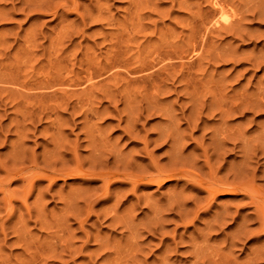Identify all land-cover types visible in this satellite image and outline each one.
Returning <instances> with one entry per match:
<instances>
[{
	"label": "rangeland",
	"instance_id": "rangeland-1",
	"mask_svg": "<svg viewBox=\"0 0 264 264\" xmlns=\"http://www.w3.org/2000/svg\"><path fill=\"white\" fill-rule=\"evenodd\" d=\"M207 1L0 0V264H252L261 254L264 0L220 1L226 22ZM164 132L173 141H161ZM234 133L248 155L230 149ZM219 135L228 152L213 156ZM174 139L185 162L168 163ZM239 162L253 199L217 194L206 203L183 178L96 175L185 168L208 180L210 164L212 176L234 182ZM224 209L234 214L208 230ZM237 225L247 233L231 246Z\"/></svg>",
	"mask_w": 264,
	"mask_h": 264
},
{
	"label": "bare ground",
	"instance_id": "bare-ground-1",
	"mask_svg": "<svg viewBox=\"0 0 264 264\" xmlns=\"http://www.w3.org/2000/svg\"><path fill=\"white\" fill-rule=\"evenodd\" d=\"M208 1H210V0H208ZM207 1V2H208ZM220 1H222V0H212L211 1V3L216 7L214 10H218V12H219V14H218V12H217V10H216V12H217V14L218 15H220L219 16V18L222 20V21H227L228 20V18H229V16H228V18H227V16L225 15V7H223L222 6V4L221 3H223L224 4V1L223 2H221L220 3ZM224 6H226L225 4H224ZM228 10L226 9V12H227ZM235 14V13H234ZM228 15V14H227ZM231 16V15H230ZM216 18H218V17H215V19L212 21L213 22V24L212 25H220V24H218L220 21H219V18L218 19H216ZM233 19V18H232ZM212 20V19H211ZM231 20V19H230ZM222 21H221V24H225V23H222ZM229 23H230V21H228ZM229 23H228V25H229ZM208 24V23H207ZM227 24V23H226ZM209 25H211V23L209 24ZM205 27V26H204ZM221 27V26H220ZM223 27H224V25H223ZM222 28V27H221ZM212 29V28H211ZM216 29V28H215ZM207 30V29H206ZM193 40V39H192ZM201 40H203V39H201ZM194 42V41H193ZM192 42V43H193ZM194 44V43H193ZM194 47V46H193ZM159 48V47H158ZM156 49V48H155ZM189 49V48H188ZM152 50H154V49H152ZM151 50V51H152ZM174 50V49H173ZM176 50V49H175ZM155 51V50H154ZM159 51V50H158ZM166 51V50H165ZM153 52V51H152ZM176 52H178V51H176ZM181 52V51H180ZM179 52V53H180ZM183 52V51H182ZM184 52H186V49L184 50ZM193 52V51H192ZM159 53V52H158ZM163 53H164V51H163ZM152 54V53H151ZM150 54V55H151ZM157 54V53H156ZM167 54H169V53H167ZM166 54V55H167ZM181 54V53H180ZM190 54V53H189ZM193 54V53H192ZM149 55V54H148ZM158 55V54H157ZM156 55V56H157ZM175 54H173L172 56H174ZM178 55V54H177ZM182 55V54H181ZM159 56V55H158ZM157 56V57H158ZM190 56V55H189ZM150 57V56H149ZM153 57V56H152ZM161 57V56H160ZM168 57V56H167ZM177 57V59H178V56H176ZM175 57V58H176ZM151 58V57H150ZM166 58V57H165ZM170 57H168V59H169ZM173 58V57H172ZM191 58V57H190ZM146 59V58H145ZM162 59H164L163 57H162ZM162 59H161V61H162ZM171 59V58H170ZM180 59V58H179ZM153 60V59H152ZM152 60L150 61V64H151V62H152ZM155 60V59H154ZM157 60V59H156ZM159 60V59H158ZM173 60V59H172ZM188 60V59H187ZM141 61V60H140ZM157 62V61H156ZM160 62V61H159ZM158 62V63H159ZM163 62H166L165 60H163L162 61V63ZM173 62V61H172ZM192 62V61H191ZM126 64H127V62H125ZM158 63H155L156 65L158 64ZM168 63V62H167ZM165 64V63H163L162 65H164V67H167V66H173L174 64L173 63H171V64ZM170 63V62H169ZM190 63V62H189ZM119 64V63H118ZM120 64H122V63H120ZM148 64H149V62H148ZM152 64H153V62H152ZM184 64V63H183ZM188 64V63H187ZM129 65V64H128ZM131 66H132V64H130ZM129 65V66H130ZM146 65V64H145ZM162 65H160V66H162ZM190 65V64H189ZM124 66V65H123ZM142 66V65H141ZM148 66V65H147ZM154 66V65H153ZM177 66V65H176ZM179 66H181V64L179 65ZM116 67H118V66H116ZM135 67V66H134ZM138 67L140 68V70L141 71H143L144 72V70L145 69H147L146 67H145V69H143L144 68V65H143V68L142 67H140L139 65H138ZM138 67L136 68V69H138ZM157 67V66H156ZM155 67V68H156ZM103 68V67H102ZM125 68V67H124ZM127 68H129V67H127ZM142 68V69H141ZM149 68H152V65H151V67H149ZM160 68V67H159ZM158 68V69H159ZM163 67H161L160 69H162ZM169 68V67H168ZM171 68V67H170ZM122 69V68H121ZM133 69H135V68H133ZM132 69V70H133ZM135 69V70H136ZM153 69V68H152ZM157 69V68H156ZM165 70H166V68H164ZM114 70V69H113ZM115 70H116V68H115ZM139 70V69H138ZM138 70L137 71H133V72H138ZM148 70V69H147ZM146 70V71H147ZM150 70V69H149ZM153 70H155V69H153ZM163 70V69H162ZM167 70H169V69H167ZM173 70V69H172ZM92 71V70H91ZM117 71V70H116ZM123 71V70H122ZM130 71V70H129ZM94 72V71H93ZM126 72V71H125ZM156 72V71H155ZM190 72V71H189ZM90 73V72H89ZM132 73V72H131ZM148 73H150L149 71H148ZM154 73V72H153ZM158 73V72H157ZM92 74V73H91ZM115 74V73H114ZM134 74H136V73H134ZM142 74V73H141ZM144 74V73H143ZM147 74V73H146ZM173 74V73H172ZM89 75L90 74H87V76H88V79H89ZM119 75V74H118ZM145 75V74H144ZM149 75V74H148ZM150 75H152V74H150ZM160 75V74H159ZM158 75V76H159ZM186 75V74H185ZM188 75H189V73H188ZM94 76V75H93ZM92 76V77H93ZM135 77V76H134ZM150 77V76H149ZM188 77V76H187ZM146 78H148V77H146ZM150 78H152V77H150ZM157 78V77H156ZM184 78H186V77H184ZM154 79V78H153ZM86 80V79H85ZM90 80H92V79H90ZM95 80V79H94ZM137 80V79H136ZM89 81V80H88ZM93 81V80H92ZM141 81V80H140ZM148 81V80H147ZM155 81V80H154ZM180 81H182V80H180ZM84 84H85V82H83ZM149 83V82H148ZM151 83H153V82H151ZM155 83H156V81H155ZM92 84H94V83H92ZM154 84V83H153ZM78 85V84H77ZM50 86H52V85H50ZM53 87V86H52ZM186 87H187V85H186ZM49 88V87H48ZM157 93V92H156ZM155 93V94H156ZM154 94V93H153ZM128 96V95H127ZM154 96V95H153ZM160 96V95H159ZM159 96H158V98H159ZM86 98V97H85ZM89 98V97H88ZM129 98V97H128ZM152 98V97H151ZM124 99L126 100V98L124 97ZM135 99V98H134ZM149 99H150V97H149ZM161 99V98H160ZM83 100V99H82ZM95 100V99H94ZM124 100V101H125ZM154 100V99H153ZM117 101V100H116ZM127 102H130V101H128V100H126ZM134 101V100H133ZM150 101V100H149ZM160 101V100H159ZM154 102V101H153ZM86 103H88V102H86ZM85 103V104H86ZM152 103V102H151ZM155 103V102H154ZM225 103V102H224ZM233 105H234V103H232ZM236 104V103H235ZM155 105V104H154ZM227 105V104H226ZM230 105V104H229ZM228 106V105H227ZM84 107V106H83ZM231 107H233L232 105L230 106V108ZM93 108V107H92ZM152 108H153V106H152ZM159 108V107H158ZM95 109V108H94ZM154 109V108H153ZM234 110H236V112L238 111L237 109H238V104H236L235 105V107L233 108ZM232 109V110H233ZM96 110V109H95ZM160 110V109H159ZM221 110V109H220ZM233 110V111H234ZM93 111V110H92ZM98 111V110H97ZM158 111V110H157ZM227 111V110H226ZM239 111H241V110H239ZM85 112V111H84ZM156 112V111H155ZM221 112L223 113L224 112V110H221ZM220 112V115L222 114ZM235 112V111H234ZM95 113V112H94ZM231 113V112H230ZM241 113V112H240ZM239 113V114H240ZM84 115V114H83ZM97 115V114H96ZM223 115V114H222ZM229 114H227V116H228ZM167 116V115H166ZM89 118V117H88ZM130 118V117H129ZM129 118H128V120H129ZM133 119V118H132ZM131 119V120H132ZM87 120V119H86ZM225 120V119H224ZM135 121V120H134ZM223 121V120H222ZM131 123V122H130ZM126 124H127V120H126ZM130 126V125H129ZM128 126V127H129ZM133 125H131L130 126V128H132L133 129V127H132ZM223 126V125H222ZM126 129H128V131H126L125 130V132H130V128H127V127H125ZM170 128V127H169ZM222 127H220V129H221ZM228 128V127H227ZM230 129V128H229ZM228 129V130H229ZM166 130H169L168 128L166 129ZM175 130V129H174ZM173 130V131H174ZM232 130H233V128H232ZM170 131V130H169ZM168 131V132H169ZM222 131V130H221ZM167 131H166V133H168ZM219 132V131H218ZM218 132H216V133H218ZM233 132H235V131H233ZM244 132V131H243ZM133 132H131V134H132ZM173 133V132H172ZM129 134V133H128ZM161 134H163V133H161ZM160 134V135H161ZM164 134H165V132H164ZM170 134V133H169ZM166 135V136H163V138H161V136H159L158 137V139L159 138H161V141H162V139H164V140H166V138L168 137V141H169V139H170V141H173L172 139L173 138H169V136L170 135ZM178 134V133H177ZM176 134V135H177ZM221 134H224V133H221ZM261 134H262V132H261ZM173 135V134H172ZM213 136H215L214 135V133L212 134ZM234 135L236 136V137H234V140H236V141H234L233 143H232V145H233V147L232 148H230L231 150H233V149H235V148H237V151H239V152H243V154L246 156V155H248L246 152H245V150H244V147H243V144H242V142H243V140H241V136L240 135H238V137H237V133L235 134L234 133ZM243 135V134H242ZM91 136H93V135H91ZM129 136H131L130 134H129ZM220 136V135H219ZM232 136V135H231ZM176 137V136H175ZM226 135H222V137L220 136V137H218V138H220L219 140H218V138H217V140L219 141V144H216L218 141H216V146L218 145V147H216L215 148V146L213 147V148H211V149H213L212 151H213V156L214 155H218V152H220V150H222V151H224V150H226L227 148H224L225 146H226V142H225V140H228L229 138L227 137ZM244 137V136H243ZM243 137H242V139H243ZM181 138V137H180ZM177 139H178V137H177ZM177 139L174 141V143L176 144V141H177ZM184 139V138H183ZM95 140H96V138H95ZM180 140V139H179ZM182 140V139H181ZM224 140V141H223ZM230 140V139H229ZM147 141V140H146ZM246 141V140H245ZM177 142H179V141H177ZM181 142V141H180ZM228 142H230V141H228ZM228 142H227V144H228ZM145 143V142H144ZM168 143V142H167ZM171 144H170V148H172L173 147V145H174V143L173 142H170ZM231 143V142H230ZM173 144V145H172ZM177 146H178V144H176ZM181 145V144H180ZM225 145V146H224ZM248 145H250V144H246V146H248ZM97 146V145H96ZM175 146V145H174ZM168 147H169V145H168ZM176 147V146H175ZM175 147H173L174 149H172V150H174V151H170L171 149L169 148L168 150L170 151V152H168L167 151V153H171L169 156L170 157H168V158H170V159H168V163L170 162L169 160H175L174 162H176V160H178V159H180L181 157L183 158V156H181V147H179V148H177V149H175ZM209 147V146H208ZM96 148V147H95ZM204 148V147H203ZM251 146H250V148H248L249 150H250V152H253L254 150H251ZM257 148V147H256ZM230 149H229V151H230ZM254 149V148H253ZM175 150H176V152H175ZM221 151V156L223 155V153L224 152H222ZM227 152H228V150H226ZM247 151V150H246ZM102 152V151H101ZM101 152H100V154H101ZM183 152V151H182ZM203 154H207V152H206V150H205V148L204 149H202V151H201ZM248 152V151H247ZM201 153V154H202ZM226 153V152H225ZM254 153V152H253ZM219 154V155H220ZM189 155H190V153H189ZM240 155V154H239ZM254 155V154H253ZM101 156V155H100ZM99 156V157H100ZM204 156V158H205V155H203ZM212 156V155H211ZM212 156V157H213ZM215 156V158H217ZM220 156V157H221ZM224 156V155H223ZM243 156V155H242ZM245 156H244V158H245ZM252 156V155H251ZM251 156H249V157H251ZM187 157H188V155H187ZM248 157V158H249ZM254 157V156H253ZM97 158V157H96ZM110 158V157H109ZM181 158V160L182 161H184V158L182 159ZM211 158V157H210ZM106 159V158H105ZM186 159V158H185ZM213 159V158H212ZM253 158H251V160H252ZM97 160V159H96ZM99 160H101V159H99ZM209 160V158L208 157H206V159H205V165H206V167L208 166V161ZM219 160V159H218ZM221 160V159H220ZM245 160V159H244ZM250 160V159H249ZM104 161V160H103ZM107 161V160H106ZM114 161H116V160H113V163H114ZM180 161V160H179ZM179 161H177V162H179ZM194 161V160H193ZM246 161V160H245ZM97 162V161H96ZM100 162V161H99ZM118 162V161H117ZM117 162H115V163H117ZM153 162V161H152ZM172 162V161H171ZM170 162V163H171ZM181 162V161H180ZM185 162V161H184ZM217 162H219V161H217ZM244 162V161H243ZM98 163V162H97ZM107 163H109V162H107ZM127 163V162H126ZM194 163V162H193ZM240 163V162H239ZM249 163V162H248ZM98 164H101V163H98ZM102 164H104L105 165V163H103L102 162ZM101 164V165H102ZM122 164H124V163H122ZM155 164H157V163H155ZM173 164V163H172ZM175 164V163H174ZM179 164H181V163H179ZM128 165V164H127ZM126 165V166H127ZM184 165H186V163L184 164ZM217 165V164H216ZM246 164H243V163H240V166L238 165V168H236L235 170H234V172L232 173L231 171V174L234 176H232L233 177V179L234 180H236V181H232V182H222V180H219L218 178H216V177H214V176H212V167H210V164H209V167H208V169H209V171H211L210 172V174H211V177H210V175H209V171H208V176L210 177L208 180H204V178L202 177V176H200V175H198V174H195L194 172H192V171H190V170H184V169H182V168H180V169H174L173 168V170H171V171H167L166 169L165 170H162V169H159V168H156V173H152V172H150V173H152V174H150L149 172L147 173L146 171V173H141V174H131V172H126V168L124 169L123 168V170H125V171H119V170H122V169H119V170H117V168H116V170H114V171H110V169L108 170V168H107V170L104 168V166H102L105 170H103L104 172H101L100 174H96V175H98V177L94 174V172H92L91 173V175H94V176H96L97 178H101L104 182L103 183H108L111 179H116V178H121L120 176H123L124 177V180H128V181H130L132 184H134V183H136V182H140V181H143V180H147L148 182H150V183H155V184H160V183H162V182H164V181H166V180H170V179H172V178H174L175 177V180L176 179H178V180H182V178L184 179V180H186V181H189L190 183H191V187H193V186H196V187H198L197 189H195L194 187V189L193 188H191L192 189V191L194 190V191H196L195 193H197V192H199L200 190H203L204 191V193L206 194V196L205 197H203V199H205L204 201H206L207 200V202L206 203H209L210 202V200H212V199H214V197L217 195V194H226V195H236L237 193H242V194H248L249 196H250V198H254V195H255V193H256V188L254 187V185H253V183H252V181H251V179H252V176H251V179L250 178H247V176H245V171H247V169H245V166ZM113 166V165H112ZM111 166V167H112ZM131 166H133V165H131ZM153 165H151V167H152ZM155 166V165H154ZM189 166V164L187 165V167ZM195 166V165H194ZM237 166V165H236ZM77 167V166H76ZM124 167H125V165H124ZM134 167V166H133ZM136 167V166H135ZM195 167H197V166H195ZM203 167V166H202ZM231 167V166H230ZM136 168H138V167H136ZM190 168H194L193 166L192 167H190ZM198 168V167H197ZM215 168V167H214ZM213 168V169H214ZM251 168V167H250ZM249 168V169H250ZM153 169V168H152ZM189 169V168H188ZM203 169V168H202ZM216 169V168H215ZM229 169V168H228ZM227 169V170H228ZM252 169V168H251ZM254 169V168H253ZM253 169L251 170V171H253ZM102 170H100V171H102ZM194 170H195V168H194ZM226 170V171H227ZM232 170V169H231ZM237 170V171H236ZM201 171V170H200ZM233 171V170H232ZM249 171V170H248ZM250 171V172H251ZM143 172V171H142ZM198 172V171H197ZM207 172V171H206ZM215 172V171H214ZM214 172H213V174H214ZM249 172V173H250ZM133 173V172H132ZM200 173H202V172H200ZM247 173V172H246ZM71 174H72V171H71ZM78 174L79 175H83V173H81L80 172V170H78ZM206 174V173H205ZM218 174V173H217ZM216 174V175H217ZM225 174H226V176H227V172H225ZM228 174H229V171H228ZM248 174V173H247ZM64 175V174H63ZM75 175V174H74ZM86 175V174H85ZM250 175V174H249ZM255 175V174H254ZM204 176V175H203ZM219 176V175H218ZM116 177V178H115ZM205 177V176H204ZM207 177V176H206ZM39 178V177H38ZM52 178V177H51ZM96 178V179H97ZM181 178V179H180ZM208 178V177H207ZM207 178H205V179H207ZM221 178H222V175H221ZM255 178V177H254ZM54 179V178H53ZM95 179V178H94ZM113 179V180H114ZM223 179V178H222ZM119 180H121V179H118V181ZM226 180V179H225ZM227 180H228V178H227ZM122 181H123V179H122ZM190 189V188H189ZM200 189V190H199ZM261 190V189H260ZM200 193V192H199ZM248 195H247V197H248ZM196 198V197H195ZM249 198V197H248ZM258 199V198H257ZM183 201H184V198L182 199ZM185 200H187V199H185ZM201 201V200H200ZM197 202V201H196ZM199 202V201H198ZM202 202V201H201ZM250 203H252V202H255V203H257L258 205H259V202L258 201H252L251 202V200L249 201ZM182 204V203H181ZM184 204V203H183ZM180 205V204H179ZM200 205V204H199ZM254 205V204H253ZM185 206V205H184ZM261 205H259V208H261L260 209V212L258 211V213H260V214H257L258 216L260 215V217H259V219L258 220H260L259 222L260 223H258L259 225V227H258V231L259 232H262V234H264V208H262V207H260ZM257 206H256V204H255V208H256ZM182 208V207H181ZM258 208V207H257ZM184 209V208H183ZM200 210V209H199ZM255 210V209H254ZM183 211V210H182ZM255 212H257L256 210H255ZM183 213H184V211H183ZM182 213V214H183ZM186 213V212H185ZM197 213V212H196ZM179 214H180V212H179ZM188 214V213H187ZM186 214V215H187ZM234 214V213H233ZM232 214V215H233ZM194 215H195V213H194ZM229 214H227V212H226V210L224 209V211H222L219 215H217V216H213L211 219L212 220H209V221H212L211 223L209 222V224L208 225H206V228L208 229V230H210V231H215V230H219V229H222V226L223 225H225V219L226 218H228L229 216H230V218H231V214L228 216ZM228 216V217H227ZM257 216V217H258ZM179 218V217H178ZM180 219V218H179ZM189 222H192V221H189ZM243 224V223H242ZM237 226H239V228H237L236 227V233H234L233 235H231V238H230V245L231 246H235L238 242V240H241V238H242V235H244V234H246L247 232H245L244 230V227L243 226H240V225H237ZM256 227V228H257ZM255 228V229H256ZM206 229V230H207ZM247 230H248V228H246ZM256 230V231H257ZM250 232V231H249ZM248 232V233H249ZM258 233V232H257ZM205 234V233H204ZM256 234V233H255ZM206 235H207V233H206ZM209 235V234H208ZM207 235V236H208ZM202 236V235H201ZM206 236V237H207ZM245 236V235H244ZM243 236V237H244ZM203 238H204V236H203ZM202 238V239H203ZM245 238V237H244ZM192 239H196V238H192ZM191 239V240H192ZM246 239V238H245ZM194 240L192 241V242H194ZM196 242V241H195ZM237 242V243H236ZM240 242V241H239ZM197 243H198V241H197ZM236 243V244H235ZM192 244V243H191ZM200 245V244H199ZM199 245L197 246V247H199ZM192 246H193V244H192ZM194 246H196V244L194 245ZM201 247V246H200ZM227 247V246H226ZM232 248V247H231ZM197 249V248H196ZM202 250H203V248H202ZM201 250V251H202ZM262 252H264V247H262ZM261 250H259L260 252H261ZM193 251H194V248H193ZM196 251H194L193 253H195ZM199 252V251H198ZM220 252V251H219ZM254 252V251H253ZM261 252V254H258V255H256V252H255V258L253 259L252 257V260L253 261H249V262H251L252 264H258V260H262V261H264V253H262ZM197 253V252H196ZM200 253V252H199ZM199 253H197V255L199 254ZM252 254V253H251ZM218 255V254H217ZM254 256V255H253ZM250 258V259H251ZM225 262V261H224ZM227 262V261H226ZM231 263H233V262H231ZM224 264H226V263H224ZM250 264V263H249Z\"/></svg>",
	"mask_w": 264,
	"mask_h": 264
}]
</instances>
